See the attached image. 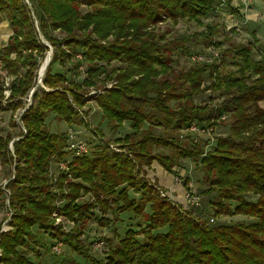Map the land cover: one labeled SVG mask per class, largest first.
I'll return each instance as SVG.
<instances>
[{
    "label": "trees",
    "instance_id": "obj_1",
    "mask_svg": "<svg viewBox=\"0 0 264 264\" xmlns=\"http://www.w3.org/2000/svg\"><path fill=\"white\" fill-rule=\"evenodd\" d=\"M28 1L0 0V18L6 16L12 31L0 52L1 70L14 77L3 101L0 76V110L13 113L24 108L33 90L32 102L20 115L23 129L15 136H0V162L14 167L7 178L11 219L10 229L0 233V264H42L39 252L30 259L19 250L37 237L34 230L63 242L92 264H264V106L260 105L264 101V44L254 31L253 42L231 44L220 64L203 62L176 71L170 67L169 54L182 46L173 41L169 45L165 34L152 28L159 22L182 19L202 25L221 0H89L90 9L84 12L79 0ZM224 1L235 9L230 0ZM33 16L53 49L42 79L44 87L36 85L34 70L47 46L38 38ZM56 30L65 36L55 37ZM205 30L206 39L217 32L208 23ZM110 35L113 39L107 41ZM77 53L84 59L72 63L73 73L86 61V76L81 84L64 85L65 74L52 73V67L70 63ZM227 55L235 69L224 71ZM114 60L125 63L113 77L116 85L91 99L109 124L119 128L129 121L139 135L113 139L121 150L127 149L123 153L94 144L102 151L72 159L68 170L52 183L49 168L52 161L64 157L66 134L46 127L47 114L68 124L89 126L72 103L84 105L81 85H93L102 73L105 80L111 79L107 67ZM206 90L212 91L210 102L215 92L222 100L196 105L193 98ZM228 113V133L216 138L212 150L204 152L200 139L191 145L180 139L179 131L190 123L214 127ZM145 123L148 127L143 129ZM152 127H162L163 133H154ZM157 147L170 152H154ZM183 158H192L203 171L206 194L216 193L209 203L213 216L240 215L251 220L210 224L212 216L204 221L165 200L158 188L139 175L143 173L138 166L149 167L155 160L174 173ZM54 212L73 223L71 230L54 220ZM124 212H131L145 225L127 229L116 236V242L106 238L109 249L103 260H96L89 244L80 239L84 223L94 219L98 226L107 227ZM161 229L165 230L157 231Z\"/></svg>",
    "mask_w": 264,
    "mask_h": 264
},
{
    "label": "rangeland",
    "instance_id": "obj_2",
    "mask_svg": "<svg viewBox=\"0 0 264 264\" xmlns=\"http://www.w3.org/2000/svg\"><path fill=\"white\" fill-rule=\"evenodd\" d=\"M80 8L84 12L90 9L89 0H79ZM254 0H246L243 2L242 0H230L231 6H233L238 13L235 12V9H230L227 7L224 0L218 2L216 5L215 11L211 12V14L202 19V25L196 24L193 20L182 19L177 21V23L172 22L171 20H166L163 22L157 23L154 28H152L156 33H164L165 34V41L169 42L173 41L175 44L181 45L182 47H175L174 50L169 54V58L171 60L170 67L172 70H187L192 65L195 64H203V62L210 63H217L220 64V59L222 53L229 48V46L233 43H247L249 41L253 42V34L254 31L255 36L258 38L259 43L264 44V36L259 33L261 28L264 30V26H259L260 24H264V14L257 13L256 19L253 20L252 24L249 23L250 18L248 17L249 10L252 7V3ZM247 5V7H244ZM234 11V12H233ZM34 19V26L38 33V38H40L45 45L47 46V50L44 52L42 57H38L37 67L34 70L35 78H36V85L44 87L42 84V79L45 74L46 67L51 59L52 56V45L42 36L38 29V20L35 16ZM255 21V23H254ZM0 52L5 45L7 39L6 34L10 27L7 24V19L5 15H2L0 18ZM213 24L216 29V33L210 37V39L204 38L207 35V30H205L206 24ZM259 24V25H258ZM2 31V32H1ZM12 33V31H11ZM57 38H62L65 36V33L61 30H56L52 33ZM258 34V36L256 35ZM11 35V34H10ZM113 39V36L110 35L106 40L110 41ZM179 39H187L185 43L179 41ZM211 40V41H210ZM164 40H160L159 42L163 43ZM209 45H204V43H209ZM220 42L221 44H217ZM104 43V41H103ZM255 43V42H254ZM184 44V45H183ZM257 44V43H256ZM186 47L188 49V53L186 52ZM182 48V49H181ZM201 54L203 55V59H198L195 57L196 55ZM255 58L258 57L257 54L254 55ZM14 57V55L12 56ZM80 53H77L75 58L71 59L70 63L67 62L64 66L59 64H55L52 67V73H64L66 77V82L64 85L72 86V84L79 83L83 81V78L86 76V65L88 64L86 61L82 65H79L77 68V72L74 74V69L72 63L81 61L82 58ZM227 61L223 67L224 71L233 70L235 69L232 59L226 57ZM1 64V61H0ZM43 71L41 69L44 67ZM98 64H105L102 61H98ZM2 65V64H1ZM125 63L114 60L112 61L107 69L108 72L112 74L111 79L105 80L104 74H100V81H95L93 85H81V93L83 95L84 105L82 107H77L74 103H72L73 107L77 110L78 115L80 118L82 117L89 126H83L78 124H68L64 121L60 120L56 117L53 113H48L45 119L46 127L56 133H65L66 140L65 145L62 149L65 152L64 157L60 161H52L50 168H49V176L51 182H56L58 175L62 172H66L68 170V165L72 161V159L83 156V155H93L96 152L102 151L101 147L99 148L94 146V144H101L100 146H106L107 149L113 153H118L122 147L113 142V139L116 138H123L126 134H131L133 137H137L139 134L134 133L131 128L129 127V121H125L123 125L119 128L114 127L113 125L109 124L105 119L101 116V111L98 108L96 102L91 99L94 96L102 93L104 89H109L116 85V80L113 79L115 74L118 72V69L124 68ZM0 76L1 80L3 81V101L9 96L10 89L9 85L14 77L6 75V71L1 70L0 66ZM168 77H171L169 74ZM206 80H208L206 78ZM207 82V81H206ZM205 83L204 85H207ZM33 92V90L31 91ZM29 92L25 98V107L32 102L31 95L32 93ZM210 90H206L203 94H199L195 96L194 102L198 106H202L204 104L209 103H219L222 100V96L218 94V92L213 93L215 99L210 102L209 97L211 95ZM174 103L171 102L170 105ZM261 106H264V101L260 103ZM20 108L15 112H10L9 110H0V136H5L6 134H14V136L21 130L20 123V115L21 112L25 109ZM231 121L230 113L224 115L220 122L217 123L214 127L211 126V123L205 130L201 131H192L191 129L188 130L187 128L192 125V122L187 127L181 129L179 131L180 139L186 140L185 142L188 145L195 143L197 140L204 141V152H208L213 149L216 145V138L218 136H225L228 133V124ZM207 125V124H206ZM148 127V123L143 125V129ZM152 131L156 134L163 133L162 127H152ZM73 134L74 142L85 141L87 140V145L85 147L86 151H81L79 155L75 154L74 150H69L68 143L70 142V138L68 134ZM139 133V132H138ZM188 133H192L187 135ZM187 135V138L185 137ZM132 137V138H133ZM83 139V140H81ZM103 144V145H102ZM185 146V144H184ZM105 147V148H106ZM188 147V146H187ZM10 151L12 150V141L9 143ZM98 150V151H97ZM123 152H127L126 148L121 150ZM154 152H158L161 154H168L170 149L164 147H157L154 148ZM162 167L156 160L151 163L149 167L146 166H138V170H142V175L147 182H149L152 187L158 188V191L163 194V198L165 200H169L173 204L180 205L181 207H185L191 210V213L196 217H201L204 221H208L209 217L212 216L214 218L213 222H209L210 224H229L234 221L244 220L249 222L251 219L247 217H243L240 215H220L215 217L212 215V211L209 210L210 205L209 203L215 199L216 193L211 192L210 194H206V184L204 182L203 171L201 168L193 161L192 158H183L179 160V166L174 167V173H169L172 176L173 184H178L180 191L173 190L167 186H164L158 181V177H156V170L154 169ZM11 167L8 164H4L0 162V183L5 181L8 178V174ZM163 169V168H162ZM164 170V169H163ZM165 171V170H164ZM11 172H14V167H12ZM141 172V171H140ZM70 177V175H68ZM7 185V183H6ZM0 190L2 195L0 196V227L3 226L7 216V212L9 211V200L8 204L5 203V198L7 194L3 191L0 186ZM197 193L199 195L200 201L199 205L197 206H189L187 205L186 200V193L188 191ZM181 193V194H180ZM161 195V194H160ZM181 195V199L178 196ZM137 197V195H135ZM89 197V194L83 196V200ZM183 198V199H182ZM248 198H252L248 195ZM182 200L181 202H179ZM2 201V202H1ZM234 204V203H232ZM202 207V209H198ZM10 209V208H9ZM146 210L147 206H146ZM203 210V212H201ZM110 216V215H109ZM52 217L56 222H61L63 227L66 231L71 230L73 227V223L65 220L62 216L57 215L55 212L52 214ZM11 216L8 218L7 222L5 223L3 230L8 231L10 229V222ZM145 225L144 221H141L139 217H135L131 212H124L119 215V220L112 223L107 227L98 226L94 219L87 220L84 225V234L80 237L83 244H89V252L96 260H103L105 257V253L109 249V245L106 242V238H113V242H116V236H122L124 232L129 228H142ZM165 229L157 230V231H164ZM0 232V233H1ZM37 237L29 242V245L25 247L19 248L21 252L29 256L30 259H34V255L39 252V260L42 264H92L90 260L84 259L79 254L75 253L71 250L67 245L63 242L51 240L48 236L38 230H34ZM156 232V231H155ZM142 240V235L139 236ZM100 246H96V242H101ZM58 245L59 251L58 253H54L50 247V245ZM113 244V243H112ZM1 251V250H0ZM1 255V252H0Z\"/></svg>",
    "mask_w": 264,
    "mask_h": 264
},
{
    "label": "built area",
    "instance_id": "obj_3",
    "mask_svg": "<svg viewBox=\"0 0 264 264\" xmlns=\"http://www.w3.org/2000/svg\"><path fill=\"white\" fill-rule=\"evenodd\" d=\"M27 4H29V1L28 0H24ZM243 2H246V0H242ZM244 7H247V5H245ZM195 57H197L198 59H203L204 57H203V55H201V54H198V55H196ZM0 66H1V64H0ZM188 130H192V131H199V130H201V131H203V130H205L204 128H201L200 126H198V124L197 123H192V125L191 126H189L188 128H187ZM68 137L70 138V142L68 143V147H69V150H74L75 151V154L76 155H79V153L81 152V151H86V149H85V147H86V145H87V142H86V140L85 141H79V142H74V140H73V134H72V132L71 133H69L68 134ZM81 140H83V139H81ZM8 182V179H6L5 181H3V182H1L0 183V186H1V188L3 189V191L8 195V190L6 189V183ZM160 194H161V196H163V194L160 192ZM186 202H187V205H189V206H197V205H199V201H200V198H199V195L197 194V193H195V191L193 190V192H192V190L191 191H188L187 193H186ZM5 203L6 204H8V199H7V197L5 198ZM185 208V207H184ZM9 211L7 212V216H8V218L11 216V210L9 209V208H7ZM186 209V208H185ZM8 218H6V220H5V222H4V224H3V226L2 227H0V232L3 230V227H4V225H5V223L7 222V220H8ZM209 221L210 222H213L214 221V219H213V217H211L210 219H209ZM102 244V241L101 242H96V246H100ZM52 251L54 252V253H58V252H60L59 251V248H58V245H54V246H52ZM1 252V251H0Z\"/></svg>",
    "mask_w": 264,
    "mask_h": 264
},
{
    "label": "crops",
    "instance_id": "obj_4",
    "mask_svg": "<svg viewBox=\"0 0 264 264\" xmlns=\"http://www.w3.org/2000/svg\"><path fill=\"white\" fill-rule=\"evenodd\" d=\"M257 13H262L264 14V0H254V2L252 3V7L249 10V14L248 17L250 18L249 23L252 24L253 20L256 19V15ZM255 23V21H254ZM1 24V23H0ZM8 24V21H7ZM259 25V24H258ZM259 26H264V24H260ZM2 32V31H1ZM6 38L11 34V29H9L8 31H6ZM261 33L262 36H264V30L261 28V31L259 32ZM1 34V33H0ZM258 36V34H256ZM156 170V177H158V181L163 184L164 186H167L173 190H177L178 192L180 191L179 185L178 184H173L172 181V176L169 175L166 171H164L162 169V167L159 166V168H154ZM181 194V193H180ZM178 198L181 199V195L178 196ZM183 199V198H182ZM179 201V200H178ZM182 200H180L179 202H181ZM183 202V201H182ZM181 202V203H182ZM198 209H202V207L198 208ZM201 212H203V210H201Z\"/></svg>",
    "mask_w": 264,
    "mask_h": 264
},
{
    "label": "water",
    "instance_id": "obj_5",
    "mask_svg": "<svg viewBox=\"0 0 264 264\" xmlns=\"http://www.w3.org/2000/svg\"><path fill=\"white\" fill-rule=\"evenodd\" d=\"M45 68V64H44V67H43V69ZM32 93V92H31Z\"/></svg>",
    "mask_w": 264,
    "mask_h": 264
},
{
    "label": "bare ground",
    "instance_id": "obj_6",
    "mask_svg": "<svg viewBox=\"0 0 264 264\" xmlns=\"http://www.w3.org/2000/svg\"><path fill=\"white\" fill-rule=\"evenodd\" d=\"M43 71V68L41 69V72Z\"/></svg>",
    "mask_w": 264,
    "mask_h": 264
}]
</instances>
